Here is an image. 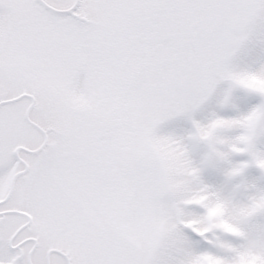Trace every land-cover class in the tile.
I'll use <instances>...</instances> for the list:
<instances>
[{
    "label": "snow or ice",
    "instance_id": "snow-or-ice-1",
    "mask_svg": "<svg viewBox=\"0 0 264 264\" xmlns=\"http://www.w3.org/2000/svg\"><path fill=\"white\" fill-rule=\"evenodd\" d=\"M0 264H264V0H0Z\"/></svg>",
    "mask_w": 264,
    "mask_h": 264
}]
</instances>
